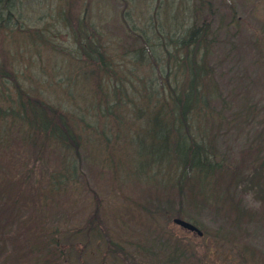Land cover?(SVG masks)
<instances>
[{
  "label": "rangeland",
  "instance_id": "rangeland-1",
  "mask_svg": "<svg viewBox=\"0 0 264 264\" xmlns=\"http://www.w3.org/2000/svg\"><path fill=\"white\" fill-rule=\"evenodd\" d=\"M131 1L127 7L114 0L91 1L90 27L98 26L105 31L91 38L114 65L111 78L91 74L97 68L92 62L96 60L88 59L80 48V34L85 27L77 26L79 14L73 16L72 25L56 16L46 17L38 0L24 2L23 18L17 21L22 29L0 28V65H6V70L18 78L22 88L72 111L76 131L87 137L80 153H73L79 162L78 176L83 190L75 196V201L71 194L59 197L61 206L54 204L52 221L63 216L66 226L83 225L99 206L100 221L122 242L124 251L143 255L142 264H147L150 258L143 254L146 246H160L169 234L179 237L183 243L198 246L205 254L209 247L213 249L220 244L217 237L223 239V235H229L238 200L251 210L258 209L261 201L252 188L242 182L229 185L226 177L212 182L206 180L204 186L196 181L195 186L201 185L203 190H189L191 185H180L172 167L160 170L157 164H149L153 145L142 93L147 91L148 78L158 82L159 76L147 52L148 62L142 63L134 59L135 49L125 48L131 39L125 30L128 22L122 11L128 12L126 17L131 23L141 24L146 21L152 4L154 11L157 7L155 0ZM211 1L217 6L218 14L227 15V4L234 5L239 26L233 25L227 16L223 21L215 19L219 42L218 47H210L209 52H213L208 57L215 65L221 98L212 102L214 115L199 116L194 124H202L207 130L211 126L219 154L234 160L249 150V144L260 139L261 130L264 133V0ZM37 7L45 17L39 15ZM141 42L138 37L131 46L137 49L143 46ZM180 80L181 74L176 83ZM3 88L0 84V90ZM5 89L9 97L8 101L0 97L3 106L17 99V89L11 80L5 83ZM149 103L153 106V102ZM118 105L121 110L117 117H112L108 110ZM5 123L0 124V134L6 136L0 145V164L7 171L13 163L22 161L19 158L23 151V131L15 124L11 127ZM30 153L32 149H28ZM60 157V154L51 155L50 167H57ZM174 217L192 221L205 234L199 236L184 229L173 221ZM257 223L251 222L246 227V238L264 251V221ZM216 231H219L217 237ZM238 242L241 240H235L234 246ZM154 252L160 253V250L156 248Z\"/></svg>",
  "mask_w": 264,
  "mask_h": 264
},
{
  "label": "trees",
  "instance_id": "trees-1",
  "mask_svg": "<svg viewBox=\"0 0 264 264\" xmlns=\"http://www.w3.org/2000/svg\"><path fill=\"white\" fill-rule=\"evenodd\" d=\"M25 1L0 0V28H23L17 21L23 18L21 8ZM91 1L38 0L46 17L56 16L72 25L73 16L79 14L77 26L85 27L80 29V48L88 59L96 60L92 62L97 68L91 74L111 78L115 67L91 38L103 34L100 27H90ZM114 2L127 7L132 1ZM154 3L157 10L154 11L152 4L146 21L141 24L131 23L126 17L128 12L122 11L128 22L125 30L131 39L125 48L135 49L134 59L142 63L147 61V52L159 76L158 82L149 77L147 91L142 93L154 154L149 164H157L160 170L172 167L180 185H191L189 190L202 191L201 185L204 186L206 180L212 182L225 177L229 185L242 182L254 190L261 205L251 210L238 200L229 235L220 239L216 231L220 244L213 249L209 247L205 254L198 246L183 243L179 237L169 234L163 244L156 247L160 253L154 252L153 244L146 246L143 254L150 256L147 264H264V251L246 238L249 223L264 221V133L259 132L260 139L249 144V150L234 159L236 163L229 156L219 154L211 126L207 130L202 124H194L199 116L214 115L212 102L221 98L214 75L215 65L208 57L213 52H209L210 47H218L219 42V26L215 19L223 21L227 16L228 20H233V25L239 26L237 9L228 3V14H218L211 0H155ZM62 4L64 9L60 8ZM67 7L70 9L66 10ZM36 10L45 17L39 7ZM76 30L74 33L78 34ZM138 37L143 46L136 49L131 44ZM85 63L89 64V60ZM6 69V65H0V84L4 86L0 97L8 101L5 83L11 80L17 89V99L6 106L0 104V124L6 122L4 125L21 128L24 158L21 156L22 161L13 163L7 171L0 164V264H142L143 255L124 251L122 242L117 241L108 225L100 221L99 206L83 225L66 226L63 216L52 221L54 204L61 206L58 198L67 193L75 201V196L83 190L78 176L79 162L73 153H80L87 137L76 131L72 111L22 88L18 78ZM149 102H153V106ZM120 110L118 105L108 112L117 117ZM93 128L96 132V127ZM5 139L6 136L0 134V145ZM28 149H32V153L28 154ZM57 154L61 155L60 164L50 167L49 158ZM196 181L201 183L199 187L195 186ZM237 239L241 243L234 246Z\"/></svg>",
  "mask_w": 264,
  "mask_h": 264
},
{
  "label": "water",
  "instance_id": "water-1",
  "mask_svg": "<svg viewBox=\"0 0 264 264\" xmlns=\"http://www.w3.org/2000/svg\"><path fill=\"white\" fill-rule=\"evenodd\" d=\"M173 221L176 224L183 227L184 229L193 231L194 233H196L199 236L203 235L202 229L197 224L193 223L190 220H187V219L182 218V217H174Z\"/></svg>",
  "mask_w": 264,
  "mask_h": 264
}]
</instances>
